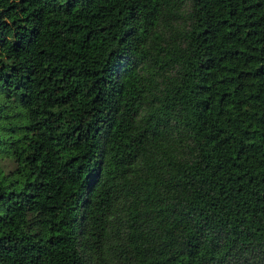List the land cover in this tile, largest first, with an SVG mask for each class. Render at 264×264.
Returning <instances> with one entry per match:
<instances>
[{
  "label": "trees",
  "instance_id": "trees-1",
  "mask_svg": "<svg viewBox=\"0 0 264 264\" xmlns=\"http://www.w3.org/2000/svg\"><path fill=\"white\" fill-rule=\"evenodd\" d=\"M0 264H264V0H0Z\"/></svg>",
  "mask_w": 264,
  "mask_h": 264
}]
</instances>
